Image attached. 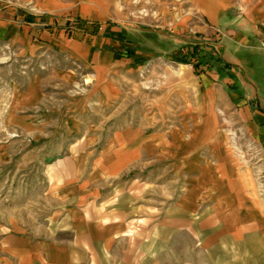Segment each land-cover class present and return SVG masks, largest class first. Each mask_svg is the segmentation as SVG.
Wrapping results in <instances>:
<instances>
[{"label": "crops", "instance_id": "obj_1", "mask_svg": "<svg viewBox=\"0 0 264 264\" xmlns=\"http://www.w3.org/2000/svg\"><path fill=\"white\" fill-rule=\"evenodd\" d=\"M190 35L200 75L171 66ZM128 83L162 111L108 127ZM8 169L35 194L0 264H264V0H0Z\"/></svg>", "mask_w": 264, "mask_h": 264}, {"label": "rangeland", "instance_id": "obj_2", "mask_svg": "<svg viewBox=\"0 0 264 264\" xmlns=\"http://www.w3.org/2000/svg\"><path fill=\"white\" fill-rule=\"evenodd\" d=\"M188 35V34H187ZM192 38L194 35H190ZM178 45L179 44H172V56H171V66L174 65L175 58L185 54L186 49L189 52L190 49L194 46L197 45L199 51L204 53L205 55L211 54L213 59L208 61L207 65H214L219 62H215L214 60L216 59L215 56V50L211 45V41L209 39H206L201 36H195L193 38V42L189 45H182V50L181 54H178ZM187 57V54H186ZM194 62V58L192 57L190 59V62L187 64H182V65H188L191 67V63ZM181 64V63H178ZM192 68V67H191ZM210 68V67H209ZM208 68V69H209ZM188 78H189V72L186 71ZM128 85V91L125 93L124 98L121 100L118 98L117 102L113 103L106 111L101 115L104 117V120L106 119V123L108 127L112 128H119L122 126H126L125 121L126 119H130L131 116H136L137 112L139 113L142 111L144 114L148 113H153L155 112L156 114L159 113V111H162L160 108H138V103L136 102V99H132L131 93L129 91L130 89V83ZM140 86H142L140 84ZM173 87V85H172ZM188 90H189V79H188ZM139 104L141 102L139 101ZM168 111L167 109H165ZM188 112L190 108H187ZM170 112V117L171 120H173L175 114H178V108L173 106V103L169 109ZM174 123H166L163 126L166 128L172 127ZM156 127H161V124H155ZM34 173H18L16 171H12L10 169L8 170H2L0 171V213L2 212H16L19 210L24 211V209L27 207L25 203L21 204L20 202L24 199V197L28 196H33L35 194V189L33 187H30L31 185V180H33L32 177Z\"/></svg>", "mask_w": 264, "mask_h": 264}, {"label": "trees", "instance_id": "obj_3", "mask_svg": "<svg viewBox=\"0 0 264 264\" xmlns=\"http://www.w3.org/2000/svg\"><path fill=\"white\" fill-rule=\"evenodd\" d=\"M187 54V57H186ZM194 58V62L191 63L192 70L194 74L200 75L204 73L206 69L211 67V65H207L209 60H212L213 57L211 54L205 55L201 51H199L197 45H194L190 51L188 52L186 49V53L182 54L175 58V62L181 64H187L190 62L191 58ZM215 62H219L217 59L214 60ZM226 66V65H225Z\"/></svg>", "mask_w": 264, "mask_h": 264}]
</instances>
